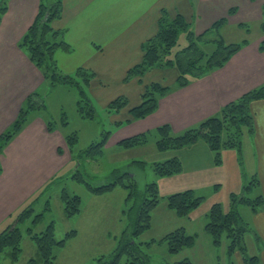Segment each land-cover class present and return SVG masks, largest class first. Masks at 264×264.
<instances>
[{"label":"crops","instance_id":"0c3cea01","mask_svg":"<svg viewBox=\"0 0 264 264\" xmlns=\"http://www.w3.org/2000/svg\"><path fill=\"white\" fill-rule=\"evenodd\" d=\"M3 1L0 0V5ZM39 7L40 0H7V12L0 22V136L15 122L28 97L46 84L42 72L19 47L37 18ZM233 8L236 13L230 15ZM165 12L183 15L193 23L196 34H202L220 20H226L227 27L242 23L259 24L264 18V0H64L63 16L54 23V28L65 32L64 39L70 47V51L59 50L70 69L68 74H77L79 69L96 74L95 79L86 83V89L95 102L99 100L109 104L115 97L124 95L133 101L124 112L111 116L114 130L107 144L109 150L124 139L163 125H169L176 133L193 127L218 115L224 106L264 84V52L259 50L261 36L257 43L249 41L213 75L193 81L187 87L177 88L163 97L153 114L116 127L118 122L127 120L129 110L141 102L142 84L145 82L138 79L127 83V88L118 93L108 90L110 97H106L104 88L113 81L115 85L124 84L126 73L142 59L144 43L157 34L159 21ZM121 64L122 76L118 80L113 79L112 73ZM152 73L150 78L160 84L172 87L176 82L174 72V79L159 76L157 80L156 74ZM251 111L255 117V132L244 138V161L249 164L251 175L259 176L260 185L264 188V99L253 101ZM49 123L38 114L32 116L1 156L0 232L15 226L20 212L51 181L63 179L74 171L72 168L76 162L66 144L65 133L58 129L50 131ZM199 145L205 146L203 143ZM153 155L155 158L150 164L178 157V153L155 152ZM123 163L129 162L124 160ZM161 181L162 178L159 186ZM167 184L164 187L172 188L171 195L182 191L176 182ZM165 205L162 202L153 214L154 229L158 223L167 233L194 221L197 210L190 218L181 219ZM200 222L204 235L213 245L205 231L207 219L201 217ZM254 223L259 231L264 232V212L254 217ZM185 251L179 254L181 258H186ZM259 264H264V253Z\"/></svg>","mask_w":264,"mask_h":264},{"label":"trees","instance_id":"16d2710c","mask_svg":"<svg viewBox=\"0 0 264 264\" xmlns=\"http://www.w3.org/2000/svg\"><path fill=\"white\" fill-rule=\"evenodd\" d=\"M6 12L7 0H4L0 5V22ZM63 12L64 0H40L37 18L20 41L19 47L42 72L45 80H48L47 82L51 86L58 83L76 86L80 91L82 103H85L84 106L79 105V113L83 118L93 120L98 117V113L80 82L73 81V78L69 75L61 74L56 64L55 54L59 50L70 51V47L64 39L65 32L56 30L53 26L56 21L62 18ZM230 14H233V11ZM225 21H218L209 32L197 36L191 31L190 24L187 23L183 15L177 14L174 19H170L168 13L165 12L159 21L157 34L143 45L145 55L143 61L128 71L127 79L142 78L156 67L175 66L180 72L177 86L164 87L157 83L148 85L142 95V102L132 107L129 110L130 117L123 122H118L116 127L144 119L156 112L159 101L163 97L177 88L187 87L193 81L200 80L213 71L223 68L231 57L247 46L249 44L247 39L240 44H226L224 38L210 39L208 37L218 35L220 29L226 24ZM246 29L249 31L248 27ZM180 32H187L189 44L183 50L177 52L174 59H171L170 55L178 45ZM261 32L264 34V21L261 24ZM214 42L219 43L217 49L212 46ZM260 50L264 52V41L261 43ZM79 73L88 74L89 79H86L88 82L95 77V73L89 70L79 69L77 76ZM261 99H264V84L224 106L218 115L209 117L180 134L174 133L169 125H163L155 130L121 141L120 146L131 149L153 142L158 152L166 154L203 143L215 154V163L220 165L222 164L221 153L223 150L235 149L242 155L245 132H249L251 135L255 132V117L251 111V103ZM44 106L45 102L39 93L34 92L31 94L23 104L15 122L0 136V175L2 174L1 156L5 148L26 126L29 115ZM127 106V99L119 97L109 105L108 112L118 114ZM48 128L50 131L56 130L52 123L48 124ZM111 135L112 131L103 130L101 140L93 142L87 149L76 155L73 152L78 142L77 133L65 136V141L74 159L80 162V167L83 164L81 160L85 157L96 160L97 157L105 153L104 150ZM134 166L140 170H146L147 163L141 160L134 161L129 164L125 171H122L121 168L115 169L109 182L97 186L86 179L79 167L71 175L73 180L85 185L92 195H108L117 188L124 189L127 194L125 197L126 210H123L126 217L124 219L126 226L120 238H118L117 248L111 258L107 261L100 258L98 260L100 264H123L124 259V264H150L149 256L141 250V246L145 244L149 246L151 243H166L168 253L171 255H178L185 249L192 248L195 245L196 236L189 235L184 227H179L168 233L160 241L139 242L140 237L152 228L153 214L162 202H165L167 208L179 218L188 219L204 200L202 197H198L192 189L177 192L167 197L161 196L159 180L178 175L183 171L182 162L177 156L151 164L153 176L151 182L146 184L143 191L139 190L135 175L131 171ZM61 180L63 179H54L48 184L46 190ZM258 185V179L254 178L253 183L251 182L245 186L243 196L236 194L231 196V207L228 212L224 211L221 203H215L206 216L205 231L212 239L213 245L219 246L223 238L226 237L229 241L228 255L231 256L238 252L244 257L247 264H259L260 258L258 256L250 257L247 254L246 236L250 228L238 207L240 204H245L250 207L254 214L261 210L264 206L263 196L259 195L253 199L248 198L247 195L252 187ZM61 201L67 218H73L82 212V199L77 194L70 195L64 189L61 194ZM35 203L36 201L20 212L15 226L4 230L0 234V254L6 252L14 261H18L19 255L22 253L21 244L24 239L19 225L32 218V226L28 227L27 233L35 242L37 257L32 258L30 262L32 264H54L57 259L55 250L64 248L68 240L77 236V231L68 232L63 239L58 240L56 238L55 222H47L45 218L47 216L46 210L51 208L34 215ZM43 221L46 225L40 233H36L33 226ZM174 264H193V262L188 258H184L175 261Z\"/></svg>","mask_w":264,"mask_h":264},{"label":"rangeland","instance_id":"374dc122","mask_svg":"<svg viewBox=\"0 0 264 264\" xmlns=\"http://www.w3.org/2000/svg\"><path fill=\"white\" fill-rule=\"evenodd\" d=\"M232 11L233 14L236 13L235 8L230 10V12ZM176 15L168 14L170 19H174ZM263 21L264 18L262 22ZM262 22H260L259 24L242 23L234 27H227V25L225 24L218 32V35H210L208 37L210 39H217L219 37L224 38L226 44H240L245 39L251 41V43H257L260 40L259 37L263 36V38L259 42L260 50L261 43L263 42L262 40H264V34L261 32ZM187 23L190 24L191 31L197 36L206 34L211 30L210 28L208 31L202 34H196L193 23L190 21H187ZM247 27L249 28V31H247ZM58 30L62 31L60 29ZM188 44L189 40L187 32H180L178 45L173 49L170 58L174 59L176 53L183 50ZM218 44L219 43L214 42L212 46L217 49ZM60 52L61 51L55 54L56 64L60 73L63 75H67L70 69L65 64V61L62 60L63 53ZM144 56L145 55L143 50L142 59L135 66L139 65L143 61ZM58 61H60L59 64ZM63 65L67 70L64 69ZM135 66H133L132 68H134ZM217 71L218 70L213 71L212 73L204 76L202 80L213 75ZM173 72L176 76V82L172 87H175L177 86V81L180 76L179 69L175 66L156 67L146 73L142 78L134 77L129 80L127 79V72L126 76L124 77V84L122 83L121 85H115L116 82L113 81L111 82V84H109L108 87L104 88V90L107 92L106 97H110L109 92L118 93V91L127 88L125 84L134 82L139 79L140 81L145 82L142 84V99V95L148 85L154 83L160 84V82L153 81V78H150V76H152L151 73L156 74L155 79L157 80L159 76H168L169 79H174L175 77L173 75ZM122 73L123 65L121 64L119 69L116 72L112 73L113 79L118 80L119 77L122 76ZM68 75L73 78V81L76 80L80 82V85L85 90L92 104L95 106L98 117L90 120L85 119L80 115L79 105L84 106L85 103H82L80 91L76 86H74L73 84L62 83L51 86L49 82H47L48 80H45L46 84L43 85L37 92L42 96L45 102V106L40 110L32 112L29 115L28 123L32 116H36L38 114L44 119H47L48 122L52 123L59 132L65 133V136L77 133L78 142L73 152V154L76 155L79 154L82 150L87 149L93 142L101 140L103 130H114L113 126L111 125V116L116 114L108 112V107L114 100L119 97H125L128 101V106L125 109L129 108L130 104L133 103V101L131 100V98L129 100L128 97L124 95L115 97L109 104H106V102H100L99 100H96L97 102H95L86 89V85L92 81H86V79H89L88 74L79 73V75L77 76L76 73H73ZM169 75H171L172 77ZM95 78L96 74L93 79ZM160 85L164 87H170L165 83H162ZM140 101L142 102V100ZM141 102H139L138 105ZM123 110L120 113L124 112ZM28 123H26V126L28 125ZM185 130H182L178 133L174 132L173 130V132L176 134H180ZM246 135L248 137L250 133L245 132L243 142ZM104 151L105 153H103L100 157H97L96 160L88 157H85L84 159L82 158L83 160H81V162L83 164L80 165V167V162H77L74 159L76 163L72 169L76 171V169L79 167L81 172L85 175L86 179L97 186L109 182L111 180V175L115 169L121 168L122 171H125L129 167V164H131V162L141 160L147 163L146 170H140L136 166H134L131 170L132 173L135 174L139 190L143 191L146 184L151 182L153 172H151L150 163L154 161L155 157L153 154L155 152L156 154L160 153L157 151L156 146L153 142L145 146L131 149L122 148L120 144H118L116 147L109 150L106 145ZM175 153H178V158L183 165V171L178 175L162 178L159 186V188L161 187V196L167 197V195H171L170 191L172 188L170 187L166 189L164 185L167 183V185H169V183L171 182H176L179 186L182 187V191L192 189L195 191L198 197H202L204 200L201 206L195 212L196 215L194 217V221L184 226L186 228V232L189 235L197 236L195 242V244L197 245L194 246L193 249H185L187 251H185L184 256L190 259L193 264H247L244 260V257H242V255L238 252L231 256L228 255L227 247L229 241L226 237L223 238V241L219 246L210 245L208 239L206 238V235H204L203 226L200 222L201 217L206 220V214L209 213L210 208L215 203H221L223 205L224 211L228 212L231 207V196L233 194L243 196L245 186L247 184H250L251 182L253 183L254 178L258 179L259 185L256 187H252L250 192H247L248 198L255 199L259 195L264 196V188L260 185L259 176L257 175L256 177H254V174L251 175L249 171L250 168H248L249 164H246V162L244 161L243 149L242 155L235 149L223 150L221 153L222 164L220 165H217L215 163V154L203 145L198 144L195 149L182 150ZM124 160L129 163L124 164ZM74 171L70 172L69 175L65 176L59 183L52 185L50 188H47V190L46 188L42 190V194L40 192L36 195V197L32 201V203L36 201V203L34 204V215L44 212V210L47 208H51L49 209L50 211L46 210L47 216L45 218L47 222H55L56 238L58 240L63 239L68 232H71L73 230L77 231L78 236H75V239L72 238L73 240H68L64 248L55 250L57 259L54 264H100V262L98 261L100 258H103L106 261L111 258V255L117 248L118 238H120L121 233L126 226L124 221L126 217L123 214V210H126L125 197L127 194L124 189L117 188L114 192L105 195L108 197L92 195L90 191L85 187V185L80 184L71 178V175L74 173ZM64 189H66L70 195L77 194L82 199V212L73 218H67L64 212V206L61 201V194ZM176 191H174V193ZM238 208L250 228V231L246 236V244L248 247L247 254L250 257L258 256L259 258H261L262 254L264 253V232L259 231L254 223V217L264 212V206L257 214H254L251 211L250 207L245 204H240ZM99 212L101 214H99ZM31 219H29L24 224L19 225L24 239L21 244L22 253L19 255L18 261H14L6 252H4L0 254V264H32L30 262L31 259L37 257L35 242L27 233L28 227L32 226ZM45 225L46 223L44 221L40 224L38 223L34 225V231L36 233H40ZM155 225V229L152 226L149 231L145 232L143 236L140 237L139 242L147 243L150 241H160L163 239V237L170 233H165V231L161 229V226L158 223H156ZM2 232H0V234ZM141 250L144 254L149 256L150 264H174L175 261H178L175 260L176 258H180L179 260L184 259L181 258L182 255H171L170 253H168V246L166 243H151L149 246L145 244L141 246ZM124 263L125 259L123 261V264Z\"/></svg>","mask_w":264,"mask_h":264},{"label":"bare ground","instance_id":"6f19581e","mask_svg":"<svg viewBox=\"0 0 264 264\" xmlns=\"http://www.w3.org/2000/svg\"><path fill=\"white\" fill-rule=\"evenodd\" d=\"M73 152V151H72Z\"/></svg>","mask_w":264,"mask_h":264}]
</instances>
